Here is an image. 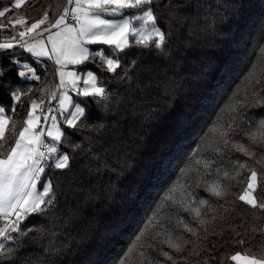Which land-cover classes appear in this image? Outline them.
<instances>
[{
    "label": "trees",
    "instance_id": "obj_1",
    "mask_svg": "<svg viewBox=\"0 0 264 264\" xmlns=\"http://www.w3.org/2000/svg\"><path fill=\"white\" fill-rule=\"evenodd\" d=\"M12 3L0 0V10L12 8ZM50 3L28 0L3 22L20 14L39 18ZM152 8L166 36L162 49L136 44L131 37L130 47L123 52L107 45L90 46L93 53L102 50L119 59L115 72L108 71L99 57L78 65L80 70L94 72L107 99L75 95L74 104L85 109V116L75 129L61 123L65 137L59 145L69 156V168L56 169L50 167L53 161L47 163L42 185L52 182L49 198L53 203L42 206L44 213L24 221L21 227L26 235L12 233L13 240H0L8 250L0 254V264H119L177 180L192 197L208 199L217 209L209 211V217L216 219L207 226V240L199 246V255L186 250L180 256L187 260L181 258L179 264H234L229 257L237 251L259 254L264 243V211L251 209L237 198L246 186L247 171L230 182L225 199L217 200L198 183L196 172L184 177L182 170L201 155L214 159L213 167L246 159L223 144L216 153L204 150V136L229 102L245 64L264 47V0H154ZM12 35L10 28L0 30V42ZM25 66L34 67L41 80L22 78L19 73ZM57 67L47 57L28 54L18 45L0 50V106L16 108L7 114L17 122V130L30 101L41 98L37 89L58 83ZM29 88L33 91L22 103L11 96L13 91ZM57 102L46 99L45 110L57 107ZM261 115L264 108L243 109L231 138L248 143L244 132L254 128ZM198 148L201 152L193 157ZM261 151L264 146L257 155ZM204 171L201 167L200 176ZM257 171L262 173L256 193L260 200L264 198V168L257 167ZM159 218L153 234L164 230L181 234L176 226L180 218L196 226L187 212L170 202ZM240 239L249 243L241 246L236 243ZM160 240H151L154 248L145 249L153 264L163 260L160 248L168 251ZM139 261L134 256L130 264Z\"/></svg>",
    "mask_w": 264,
    "mask_h": 264
},
{
    "label": "snow or ice",
    "instance_id": "obj_2",
    "mask_svg": "<svg viewBox=\"0 0 264 264\" xmlns=\"http://www.w3.org/2000/svg\"><path fill=\"white\" fill-rule=\"evenodd\" d=\"M27 2L13 0L12 8L0 10V30L10 28L13 31L9 39L0 42V50L14 49L18 45L36 57H47L58 66L56 75L59 80L56 84L37 89L41 98L30 101L27 116L19 130L17 122L7 114L9 111L15 113L16 108L6 110L0 106V240L4 241L13 240L12 233L26 235L21 227L24 221L34 214L44 213L46 208L42 206L53 203L49 198L53 192L51 181L42 185V191L37 190V183L45 173L47 162L53 161L50 167L56 169L69 168V156L61 152L59 147L65 137L60 125L63 123L75 129L85 116V109L73 103L69 91L84 97L107 99L105 89L98 85L93 72L86 73L84 87H81V75L67 70L68 65H82L90 58L99 57L108 71L115 72L120 67L118 58H110L102 50L93 53L87 46L107 45L123 52L130 47V37H134L136 44L162 49L166 39L165 33L157 26V17L152 8L154 0H64L63 4L59 0H52L39 18L20 14L9 18L7 24L3 22L8 13L23 9ZM137 9L142 10L141 15L127 14L128 10ZM106 16L121 18L110 19ZM135 21L141 23L136 26ZM25 67L26 71L19 73L21 77L31 73L32 80H41L35 69ZM237 79L229 102L204 136L203 149L216 153L223 144L246 159L230 160L228 167H213L214 159L201 155L182 170V175L187 177L191 172H196L198 183H203L209 196L223 200L228 195L230 182L236 181L247 171L246 186L237 198L251 209L264 211V198L258 200L256 195L262 175L257 167L264 168V151L257 155V150L264 146V115L257 119L254 128L250 126L251 130L244 132L248 143L231 138L243 109L264 108V47L249 59ZM32 91L31 88L16 90L11 96L22 103V98L29 96ZM46 99L58 101V106H49L45 110ZM57 114L63 119L58 120ZM45 137L50 138V142H46ZM199 152L200 148L192 156L196 157ZM201 167L205 170L204 176H200ZM206 176L214 178L204 179ZM169 202L171 206L179 205L187 212L196 221V226L180 218L176 226L182 229L181 234L174 236L168 230L153 234V230L161 223L160 213L169 206ZM209 211L215 213L217 209L210 205L208 199L192 197L186 185L177 180L127 248L119 264H130L134 256L140 258L139 264L145 261L153 264V258L145 249L154 248L151 240H160V237H164L160 243L166 245L168 251L160 248L159 255L163 260H156L155 264H179L181 258L187 260V256H180L186 250L189 255H199V246L207 240V226L214 224L216 219L214 215L209 217ZM261 231L264 232V229ZM236 243L243 246L249 242L240 239ZM189 245H192L191 249ZM7 251L5 244L0 243V254H7ZM229 259L234 264H264V243L259 247V254L251 250L237 251Z\"/></svg>",
    "mask_w": 264,
    "mask_h": 264
},
{
    "label": "rangeland",
    "instance_id": "obj_3",
    "mask_svg": "<svg viewBox=\"0 0 264 264\" xmlns=\"http://www.w3.org/2000/svg\"><path fill=\"white\" fill-rule=\"evenodd\" d=\"M129 15H141L142 14V10H128V13ZM106 18H110V19H120L121 17L119 16H116V17H111V16H106ZM141 22L140 21H135V25L138 26ZM131 38V37H130ZM4 42V41H3ZM91 45H88L87 47L90 49L91 51V48H90ZM25 50L26 53L29 54V52L26 51V49H23ZM33 56H35L33 53H31ZM39 58H45V57H39ZM33 69H35L34 67H31ZM69 71H76L79 75H81L82 79L80 80L79 84L81 87H84V84H83V79L86 77V73L91 71L93 72L92 70H86V71H83L82 69H78V65H68V69ZM21 71H26V68L24 67H21L20 69V72ZM94 74V72H93ZM95 75V74H94ZM31 77V73H29L28 75L22 77V78H30ZM59 79V77H58ZM99 85V84H98ZM69 93H71L73 96L77 95L75 92H72V91H69ZM81 106V105H80ZM82 107V106H81Z\"/></svg>",
    "mask_w": 264,
    "mask_h": 264
},
{
    "label": "crops",
    "instance_id": "obj_4",
    "mask_svg": "<svg viewBox=\"0 0 264 264\" xmlns=\"http://www.w3.org/2000/svg\"><path fill=\"white\" fill-rule=\"evenodd\" d=\"M58 95H59V94H58ZM69 95L72 97V99H73V103H74V102H75V96H73L71 93H69ZM57 106H58V102H57ZM72 110H74V109H69V111H72ZM57 119H58V120H61V119H63V118H62L61 116H59V114H57ZM60 126H61V129L63 130L62 125H60ZM44 139L46 140V139H50V138L45 137ZM47 169H48V168H47ZM45 173H46V171H45ZM45 173L41 176L40 181L37 183V190H38V191H42V182H43V179H44ZM47 182H48V181H47ZM47 182H44V183H45L44 185H46ZM46 199H47V198H46Z\"/></svg>",
    "mask_w": 264,
    "mask_h": 264
},
{
    "label": "built area",
    "instance_id": "obj_5",
    "mask_svg": "<svg viewBox=\"0 0 264 264\" xmlns=\"http://www.w3.org/2000/svg\"><path fill=\"white\" fill-rule=\"evenodd\" d=\"M53 108H55V106H53ZM46 142H50V139H46ZM49 162V161H48ZM47 162V163H48ZM45 171H47V165H46V167H45Z\"/></svg>",
    "mask_w": 264,
    "mask_h": 264
},
{
    "label": "bare ground",
    "instance_id": "obj_6",
    "mask_svg": "<svg viewBox=\"0 0 264 264\" xmlns=\"http://www.w3.org/2000/svg\"><path fill=\"white\" fill-rule=\"evenodd\" d=\"M52 105H54V104H52Z\"/></svg>",
    "mask_w": 264,
    "mask_h": 264
}]
</instances>
